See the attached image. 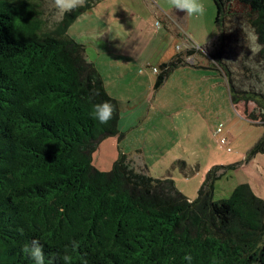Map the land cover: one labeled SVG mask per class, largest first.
<instances>
[{
    "label": "trees",
    "instance_id": "trees-1",
    "mask_svg": "<svg viewBox=\"0 0 264 264\" xmlns=\"http://www.w3.org/2000/svg\"><path fill=\"white\" fill-rule=\"evenodd\" d=\"M99 1L87 0L45 32L35 1L0 0V264H34L23 251L33 239L45 264H264V247H257L264 244V202L248 184L213 200L211 168L189 200L171 177H152L126 154L108 171L92 165L104 138L123 137L119 104L67 29ZM211 1L220 46L233 4L264 44V0ZM195 53L189 48L161 63L153 88ZM257 57L264 67V51ZM225 79L236 105L240 92ZM105 101L115 107L106 125L93 115ZM251 152H264V135Z\"/></svg>",
    "mask_w": 264,
    "mask_h": 264
},
{
    "label": "rangeland",
    "instance_id": "rangeland-1",
    "mask_svg": "<svg viewBox=\"0 0 264 264\" xmlns=\"http://www.w3.org/2000/svg\"><path fill=\"white\" fill-rule=\"evenodd\" d=\"M33 1L39 5L42 31H54L47 26L50 16L47 0ZM200 2L205 12L202 16H189L185 32H190L195 45L202 47L191 56L193 64L205 67H194L184 57L186 65L174 69L158 89H153L156 77L148 72L152 67L144 65L140 69L133 55L128 56L127 49L115 56L106 55L108 46L157 48L163 46V42L168 52L183 51L182 33L168 36L164 22L149 2L100 0L99 5L93 6V14H84L70 26L68 33L85 46L107 93L121 101V116L125 119L124 116L131 115L136 124L134 131L121 141L117 136L104 138L92 154V165L108 171L119 153H126L131 160L134 155H140L149 175L161 177L169 173L176 190L189 200L197 196L207 172L214 168L213 200L227 198L235 186L248 184L264 202V152H251L264 135V67L257 56L253 61L246 46L245 33L253 30L249 15L237 5L231 6L223 18L220 46L216 40L215 5L211 0ZM89 16L97 19L88 20ZM115 16L123 20H115ZM176 30L180 33L178 28ZM106 32L113 38L121 33L119 38L123 39V44L106 45ZM161 34L166 35L162 42ZM213 43L218 45H215L217 49ZM113 58L122 60L120 68L117 67L119 61L112 62ZM145 59L142 57L139 61ZM137 71H142V76H137ZM225 75L240 92L241 99L236 105L231 102ZM141 95L143 99H136ZM144 101L149 102L148 106L145 104L149 108L147 113H142ZM128 102L133 108L126 106ZM242 110L255 115L256 123L246 119ZM218 127L221 132L215 134ZM221 138L226 144L219 143Z\"/></svg>",
    "mask_w": 264,
    "mask_h": 264
},
{
    "label": "crops",
    "instance_id": "crops-1",
    "mask_svg": "<svg viewBox=\"0 0 264 264\" xmlns=\"http://www.w3.org/2000/svg\"><path fill=\"white\" fill-rule=\"evenodd\" d=\"M145 1L149 2L151 4V6H153L155 8L156 15L159 17L160 20H162L164 22V25L168 31V33H167L168 36L171 35V37H173V35H175V34L180 35L182 33L181 38L183 39V45L185 47H184L183 51H180L179 53H177L175 51H171V52L166 51L165 42H163V44H164L163 46H159L157 48L156 47L155 48L150 47L149 45H139V46L135 45V47H134V45H123V48H117V49L114 48L113 46L112 47H110V46L106 47V55L110 54L111 56H115L114 54H117V53L120 54V52H123L125 49H127L128 56L133 55V57H134L133 60L135 59L136 60L135 63L140 65L139 66L140 69L144 65L147 67H158L161 63H165V62H168L169 60H171V58L174 57L176 53L177 54H183V52L185 50L189 49L192 45L196 46L194 43L195 40L193 41V39H195V38H193V39L191 38L194 36H192V34H190V32H188V33L185 32V30L188 28V23H189V19H190V17L186 13L178 12L177 10L172 8L168 4L167 0H145ZM96 5H99V2H97ZM93 12L94 11H93V7H92L91 9H89L86 12L79 15L77 17V19L70 26L74 25L76 22H78V20L82 19L81 17L84 14H86V13H92L93 14ZM92 19H97V18H93L90 16L88 17V20H92ZM114 19L115 20H123V18H119L116 16ZM88 24L92 25L91 23H88ZM70 26L67 29V33H68V30L70 29ZM106 26H107V23H106ZM124 26H125V22H124ZM176 28H178L180 30V33L178 32V30H176ZM121 30L126 31V28H122ZM69 35L71 36V34H69ZM119 35H121V33L118 32V34L115 35V38H113V37H111L110 34H107V32H106V45H107V43L123 44V39L121 40L119 38ZM125 35H127V34H125ZM72 38L74 39V37H72ZM165 38H166V35L161 34V40L160 41L162 42ZM118 39H120V40H118ZM200 48H202V47H200ZM133 52H135L136 56L134 55ZM86 56H87V53H86ZM142 57L146 58L144 62L139 61V59H141ZM87 59L89 60L88 56H87ZM89 61H91V60H89ZM113 61H119V64L117 65V67L120 68L122 60L120 58H118V59L113 58L112 62ZM135 63H133V64H135ZM201 66L205 67L203 64L194 65V67H201ZM148 69H151V68H148ZM148 72H150V74H152V76L154 75L155 77L158 74V72L157 73L152 72L151 70H149ZM142 73H143L142 71H137L136 74H138L137 76H142ZM146 77H149V76L146 74ZM106 90H107V88H106ZM136 99H143V95L139 96ZM116 100L118 101V104H119L118 129H119V132L122 133V135H123V137L119 140V141H121L126 134L130 133V131H132V130L134 131L136 124L133 122L131 115L124 116L125 119L121 116V112H120L121 101H119L117 96H116ZM129 104H130V102L126 103V106L130 109L133 108L132 105H129ZM145 104L148 106L149 102L145 103V101H144V105H142V113L149 112V108L147 106H145ZM198 113H200V111H198ZM126 123H132V125L130 124L127 126ZM124 154H126V153H124ZM129 157L131 158L132 156H129ZM132 159L134 160V163L136 166L141 167V168H145L147 173H149L147 165L145 164L144 160L141 158L140 155L138 157H135V155H134V157H132ZM164 177H170L169 173L166 174L165 176H161L158 178H164Z\"/></svg>",
    "mask_w": 264,
    "mask_h": 264
},
{
    "label": "clouds",
    "instance_id": "clouds-1",
    "mask_svg": "<svg viewBox=\"0 0 264 264\" xmlns=\"http://www.w3.org/2000/svg\"><path fill=\"white\" fill-rule=\"evenodd\" d=\"M47 2L50 11L47 26L49 29L55 30V26L63 23L67 14L74 12L78 8H83L86 5L87 0H47ZM167 2L178 12L186 13L190 17L194 15L202 16L205 12V7L200 0H167ZM244 39L248 42L246 46L250 51L249 56L253 58L254 61V58L264 51V44L260 43V37L254 29L247 31ZM93 108L94 119H96L100 124L106 125L113 118V114L115 112L113 104L105 101L94 105ZM72 247L74 250L77 249L79 247V243L74 241ZM257 247H264V244H258ZM23 251L31 257L34 264H45V252L39 240L33 239L30 245L25 244ZM52 259L53 258H49L48 264H52ZM63 259L67 262L69 257L64 256ZM184 259L190 262L192 257L191 255L186 254Z\"/></svg>",
    "mask_w": 264,
    "mask_h": 264
},
{
    "label": "built area",
    "instance_id": "built-area-1",
    "mask_svg": "<svg viewBox=\"0 0 264 264\" xmlns=\"http://www.w3.org/2000/svg\"><path fill=\"white\" fill-rule=\"evenodd\" d=\"M190 48H194L196 50L199 49V47L194 46V45H192ZM187 61L189 64H193V58L192 57H187ZM159 70L160 69L158 67H152L153 72L157 73V72H159ZM220 132H221V127L216 128L215 134H219ZM219 143L224 145V144H226V141L224 138H221V139H219Z\"/></svg>",
    "mask_w": 264,
    "mask_h": 264
}]
</instances>
